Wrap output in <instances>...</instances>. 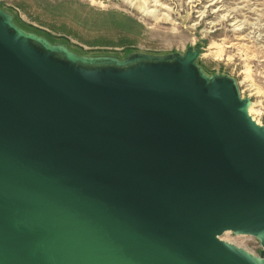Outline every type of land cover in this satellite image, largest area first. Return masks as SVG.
Returning <instances> with one entry per match:
<instances>
[{
    "label": "water",
    "instance_id": "obj_1",
    "mask_svg": "<svg viewBox=\"0 0 264 264\" xmlns=\"http://www.w3.org/2000/svg\"><path fill=\"white\" fill-rule=\"evenodd\" d=\"M197 58L80 63L0 12V264H264V126Z\"/></svg>",
    "mask_w": 264,
    "mask_h": 264
},
{
    "label": "rangeland",
    "instance_id": "obj_2",
    "mask_svg": "<svg viewBox=\"0 0 264 264\" xmlns=\"http://www.w3.org/2000/svg\"><path fill=\"white\" fill-rule=\"evenodd\" d=\"M159 1L167 8H157L168 16L165 21L154 19L148 13L152 2L143 7L141 0H0V12L24 34L80 63L129 65L134 59L171 60L196 50L201 77L231 79L239 97L252 105L249 115L264 126V0H219L215 6L211 0ZM237 21L241 27L234 25ZM236 28H243L240 34ZM226 232L220 236L224 241L260 253L253 237Z\"/></svg>",
    "mask_w": 264,
    "mask_h": 264
},
{
    "label": "bare ground",
    "instance_id": "obj_3",
    "mask_svg": "<svg viewBox=\"0 0 264 264\" xmlns=\"http://www.w3.org/2000/svg\"><path fill=\"white\" fill-rule=\"evenodd\" d=\"M142 1V6L144 7V5L145 4H147L148 5V3H151L152 2V6L151 7H153V9H151L148 13H151L152 15H153V17H154V19H156L157 21H165L166 19H168V16H166V15H164V14H162V13H160V10H158V9H167L165 6H163L162 5V3H160V1L159 0H141ZM218 3H222V1H220L219 2V0H211V3H210V6H212V5H216V4H218ZM147 5H145V6H147ZM142 6H140V10L142 11V10H145ZM220 7H223V5H221ZM158 8V9H157ZM220 9V8H219ZM219 9H217L216 11H224V10H226L227 8H224V9H221V10H219ZM204 11H201L200 12V14H199V17H202V16H204ZM224 17V16H223ZM223 17L221 16L220 17V19H223ZM218 19H219V17H218ZM240 23V24H237V23ZM241 24H242V21H237V22H235V24L234 25H236V26H240L241 27ZM241 29H243V28H236V33L237 34H240V31H241ZM236 39L237 40H242V37L240 36V35H238L237 37H236ZM220 53H222L221 52V50L216 54V56L217 57H219V56H221V54ZM254 110H253V108H252V105H250L249 106V109H248V112H249V114L252 116L253 114H252V112H253ZM254 119V118H253ZM254 121L256 122V120L254 119ZM257 124H258V122H256ZM227 233H229L228 231L226 232V234ZM240 236H243V235H240ZM219 239H221L220 238V236H219ZM221 240H223V239H221ZM224 241V240H223ZM227 242V241H226ZM230 243V242H229Z\"/></svg>",
    "mask_w": 264,
    "mask_h": 264
},
{
    "label": "built area",
    "instance_id": "obj_4",
    "mask_svg": "<svg viewBox=\"0 0 264 264\" xmlns=\"http://www.w3.org/2000/svg\"><path fill=\"white\" fill-rule=\"evenodd\" d=\"M232 233V232H231ZM250 236V235H249ZM251 237H253V236H251ZM254 239H255V241H256V243L260 246V251L262 250V247H261V244H260V242H259V240L258 239H256L255 237H253ZM233 244V243H232ZM235 245V244H234ZM237 246V245H236ZM239 247V246H238ZM244 249V248H243ZM247 251V250H246ZM248 252V251H247ZM250 253V252H249ZM251 254H253V253H251ZM254 255V254H253ZM259 255V254H258ZM258 255H256V256H258Z\"/></svg>",
    "mask_w": 264,
    "mask_h": 264
},
{
    "label": "trees",
    "instance_id": "obj_5",
    "mask_svg": "<svg viewBox=\"0 0 264 264\" xmlns=\"http://www.w3.org/2000/svg\"><path fill=\"white\" fill-rule=\"evenodd\" d=\"M27 28V27H26ZM25 29V28H24ZM37 32V34H39L40 35V33L41 32H39V31H36ZM41 35H43V36H45V38H48V39H51V37L49 36V34H47V33H41Z\"/></svg>",
    "mask_w": 264,
    "mask_h": 264
}]
</instances>
